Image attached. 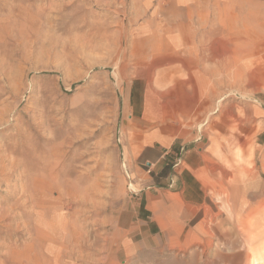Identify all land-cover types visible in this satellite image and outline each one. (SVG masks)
<instances>
[{"label": "rangeland", "instance_id": "obj_1", "mask_svg": "<svg viewBox=\"0 0 264 264\" xmlns=\"http://www.w3.org/2000/svg\"><path fill=\"white\" fill-rule=\"evenodd\" d=\"M224 6L264 15V0H0V264H264V16L246 29L259 52L240 90L219 61L252 47L224 34ZM187 156L207 201L155 196L145 236L140 199Z\"/></svg>", "mask_w": 264, "mask_h": 264}, {"label": "crops", "instance_id": "obj_2", "mask_svg": "<svg viewBox=\"0 0 264 264\" xmlns=\"http://www.w3.org/2000/svg\"><path fill=\"white\" fill-rule=\"evenodd\" d=\"M235 8H240L241 11H239ZM247 8H248V10H247ZM219 12H220L221 19L225 21V23H223V25L221 26V29L224 31V34L227 36V38L229 39V36L232 35V33H233L232 28L234 26L235 27L234 33L237 32V34H239V36H243L244 39H246L247 41H250L249 45H251V47H252V49H251L252 54H250V56H248V57L251 58V56H257V54H258L257 52H259V51H257L258 48L256 47V45H254V46L252 45L253 39L249 35V30H246V29H248L247 27H248V24L250 21L259 17L262 14H260L258 12L256 13L255 10L253 11V9H251L249 7H245V6H240V7L233 6V8L232 7L229 8L228 6H224L223 8H221L219 10ZM262 16H264V15H262ZM191 18H193L192 14H190V20H191ZM238 19H241V22H243L244 30H246L245 32L240 28H236V26H235L236 22L235 21ZM227 20L229 22H227ZM229 25H232L231 29H230ZM229 41H230V39H229ZM173 57H174V59H171L172 64H175V63L180 61L183 64V66H181L182 68L187 67L186 65H189L190 63L193 62L192 59H187V60L185 59V61H184V59L178 53L173 55ZM215 57L216 56H214V59H213L214 63H215ZM247 64H249V63H247ZM205 70H207V69H205ZM213 70L215 72L218 71L217 69H213ZM212 71H210V72H212ZM155 75H154L152 81L156 80L155 82H157L158 79L157 78L155 79ZM215 81H217V80L215 79ZM217 82H219V81H217ZM195 111L196 110H194L189 115L190 119H193L196 116ZM152 148L153 147H149V150H152ZM221 156L222 155H220V157ZM191 158H192L191 156L185 157L183 159V161L181 162V164H183V163L184 164H183V166H181L180 171L176 174H170L167 177V179H166L168 182L167 192H165V193L159 192L157 194L154 193L156 195H153L152 193L146 192L145 195L140 199L139 207L137 210V216L139 218V220H138L139 225L141 227H143L142 228L143 231L141 233H143L145 236L150 237L151 235H153L155 233V228H157V226L159 224L157 219H155L154 217L152 218L150 216L151 215V205L153 204V200H154L155 196H156V198H158V196H159L161 208L162 207L163 208L164 207L165 208H167V207L172 208L171 207L172 203L176 202L179 205L183 206V208L185 210H187V212H189L190 208L202 206L207 201L206 189L204 188L203 183L201 182V178L199 176V171H200L201 167H199L195 161H192L193 159H191ZM173 159H174L173 156L169 152H165L164 154H159V156L151 157L152 161H155L156 164H159V169H158L159 171L156 174H159V172L162 171L167 164H169L168 162L172 163Z\"/></svg>", "mask_w": 264, "mask_h": 264}, {"label": "bare ground", "instance_id": "obj_3", "mask_svg": "<svg viewBox=\"0 0 264 264\" xmlns=\"http://www.w3.org/2000/svg\"><path fill=\"white\" fill-rule=\"evenodd\" d=\"M247 10H248V8H247ZM248 12V11H247ZM257 12V11H256ZM239 14V13H238ZM250 14V13H249ZM246 15V14H245ZM244 15V16H245ZM250 16V15H249ZM243 18V17H242ZM253 18V17H252ZM243 38V36H237V38L234 40V34H232V37H231V39L232 40H234L233 41V43H236L237 42V40H239V39H242ZM246 45H248V46H250L249 44H246ZM248 48V47H247ZM239 49V48H238ZM240 50H241V52H239V50H236L235 48L234 49H231V50H229L228 52H226L225 53V55L224 56H222L221 57V60L219 61V66L222 68V70H223V72H224V77H226L227 78V80H230V82H232V83H234L236 86H238V88H240V90H241V87H240V84H241V82H243V70H245V68H244V64H243V58H247L248 56H250V54H251V50H250V47H249V49H241L240 48ZM145 60V59H144ZM246 65V64H245ZM20 68V67H19ZM7 69V68H6ZM10 71V70H9ZM9 71L7 72L6 70H1V72H2V74H3V76H5V80H8L9 78H10V76H9ZM20 74V73H19ZM155 74V73H154ZM153 78V77H152ZM151 78V79H152ZM17 79V78H16ZM220 80L221 79H217V81H219L220 82ZM9 81H10V79H9ZM17 81H19V80H17ZM16 84V83H15ZM18 84V83H17ZM242 85V84H241ZM16 91V90H15ZM18 91V90H17ZM188 117V116H187ZM25 136V135H24ZM222 140L226 143V146H225V149L227 150V151H229L230 152V154L232 155L231 157H233L234 159H236V160H241L242 158H244V154H246L245 152H243V149H242V147H240V146H243V144H242V142L241 141H238V138H236L235 136H230V137H222ZM233 141H236V142H240V146H233ZM246 141V140H245ZM51 143V142H50ZM239 145V144H238ZM51 147V150H50V152H49V155H47L45 158H46V160L44 161L45 163H47L48 164V161H49V158L51 157V156H54L55 155V149H56V147L55 146H50ZM246 147V146H245ZM252 151V150H251ZM252 153V152H251ZM84 157V156H83ZM82 157V158H83ZM218 159L220 160V161H223L224 162V156H219L218 157ZM10 161V160H9ZM13 161V160H12ZM229 161V160H228ZM3 165V164H2ZM217 166V165H216ZM10 168V167H9ZM8 169V168H7ZM6 169V170H7ZM44 170H45V168H43ZM8 171V170H7ZM12 171V170H11ZM229 171V170H228ZM7 174V173H6ZM52 176V175H51ZM55 176V175H54ZM52 179H54L53 177H52ZM35 181V180H34ZM55 183V182H54ZM46 184V183H45ZM97 185H98V183H97ZM96 185V186H97ZM23 186V185H22ZM50 188H52V194L54 193V191H56L57 190V188L54 186V185H48ZM99 186V185H98ZM88 187V186H87ZM21 188V187H20ZM23 190H24V188H22ZM84 189H86V188H84ZM89 189V188H88ZM95 189V188H94ZM23 190H21V192L23 191ZM59 190V189H58ZM87 190V189H86ZM88 191V190H87ZM86 191V192H87ZM20 192V193H21ZM100 192V191H99ZM25 193V192H24ZM83 194V193H82ZM81 194V195H82ZM101 194V193H100ZM39 195H41V194H39ZM86 195V194H85ZM99 195V194H98ZM49 196V195H48ZM63 197H64V195H63ZM81 197V196H80ZM90 199V198H89ZM24 200H26V199H24ZM83 200H84V197H83ZM54 201V200H53ZM87 202H88V200H87ZM47 206H48V209H47ZM32 207V206H31ZM41 207V206H40ZM43 208V210H41L40 212H39V216H40V218H43V220H46V219H48L49 217H48V214L50 213V210H51V208L52 207H50V203H48L46 206H45V204L43 203V206H42ZM29 211V210H28ZM52 223H53V220H52ZM24 224V223H23ZM67 224V223H66ZM23 226V225H22ZM26 227V226H25ZM70 241H73V238H70L69 239ZM68 246H69V244L66 242V243H63L62 244V246H60V253H62V254H67V251H68ZM5 247V246H4ZM58 251V250H57ZM77 251V250H76ZM3 254V253H2ZM58 254H59V252H58ZM59 256H60V254H59ZM58 257V256H57ZM56 259H60V258H56ZM76 259V258H75ZM257 259V258H256ZM254 260L255 262H257L258 263V261L257 260ZM61 261V260H60ZM59 261V263L58 264H65L64 262H60ZM63 261V260H62Z\"/></svg>", "mask_w": 264, "mask_h": 264}, {"label": "trees", "instance_id": "obj_4", "mask_svg": "<svg viewBox=\"0 0 264 264\" xmlns=\"http://www.w3.org/2000/svg\"><path fill=\"white\" fill-rule=\"evenodd\" d=\"M164 172V171H163Z\"/></svg>", "mask_w": 264, "mask_h": 264}]
</instances>
